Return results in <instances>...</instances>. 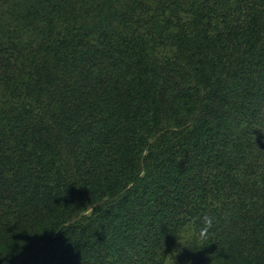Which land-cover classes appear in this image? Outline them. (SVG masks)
<instances>
[{
  "label": "trees",
  "instance_id": "1",
  "mask_svg": "<svg viewBox=\"0 0 264 264\" xmlns=\"http://www.w3.org/2000/svg\"><path fill=\"white\" fill-rule=\"evenodd\" d=\"M0 264H264V0H0Z\"/></svg>",
  "mask_w": 264,
  "mask_h": 264
},
{
  "label": "clouds",
  "instance_id": "2",
  "mask_svg": "<svg viewBox=\"0 0 264 264\" xmlns=\"http://www.w3.org/2000/svg\"><path fill=\"white\" fill-rule=\"evenodd\" d=\"M203 238V237H202Z\"/></svg>",
  "mask_w": 264,
  "mask_h": 264
}]
</instances>
